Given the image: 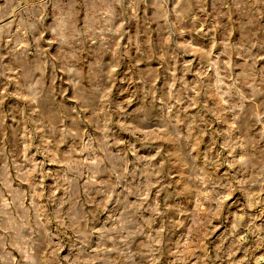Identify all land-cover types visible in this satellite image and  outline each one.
<instances>
[{"label":"rangeland","instance_id":"1","mask_svg":"<svg viewBox=\"0 0 264 264\" xmlns=\"http://www.w3.org/2000/svg\"><path fill=\"white\" fill-rule=\"evenodd\" d=\"M0 264H264V0H0Z\"/></svg>","mask_w":264,"mask_h":264}]
</instances>
